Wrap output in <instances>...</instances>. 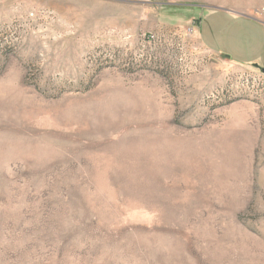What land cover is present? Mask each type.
<instances>
[{
    "label": "rangeland",
    "instance_id": "1",
    "mask_svg": "<svg viewBox=\"0 0 264 264\" xmlns=\"http://www.w3.org/2000/svg\"><path fill=\"white\" fill-rule=\"evenodd\" d=\"M215 10L264 0H0V264H264V71Z\"/></svg>",
    "mask_w": 264,
    "mask_h": 264
},
{
    "label": "crops",
    "instance_id": "2",
    "mask_svg": "<svg viewBox=\"0 0 264 264\" xmlns=\"http://www.w3.org/2000/svg\"><path fill=\"white\" fill-rule=\"evenodd\" d=\"M196 24L199 40L206 49L234 63L264 69V13L242 15L215 10Z\"/></svg>",
    "mask_w": 264,
    "mask_h": 264
},
{
    "label": "water",
    "instance_id": "3",
    "mask_svg": "<svg viewBox=\"0 0 264 264\" xmlns=\"http://www.w3.org/2000/svg\"><path fill=\"white\" fill-rule=\"evenodd\" d=\"M264 71V69H262Z\"/></svg>",
    "mask_w": 264,
    "mask_h": 264
}]
</instances>
